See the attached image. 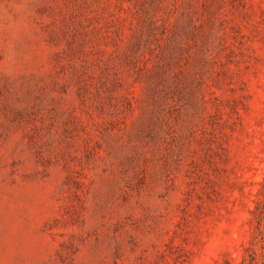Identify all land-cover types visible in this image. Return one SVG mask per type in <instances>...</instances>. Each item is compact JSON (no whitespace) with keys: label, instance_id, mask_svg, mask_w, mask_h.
<instances>
[{"label":"rangeland","instance_id":"obj_1","mask_svg":"<svg viewBox=\"0 0 264 264\" xmlns=\"http://www.w3.org/2000/svg\"><path fill=\"white\" fill-rule=\"evenodd\" d=\"M264 179V0H0V264H241Z\"/></svg>","mask_w":264,"mask_h":264},{"label":"trees","instance_id":"obj_2","mask_svg":"<svg viewBox=\"0 0 264 264\" xmlns=\"http://www.w3.org/2000/svg\"><path fill=\"white\" fill-rule=\"evenodd\" d=\"M253 215V238L241 264H264V179L260 183Z\"/></svg>","mask_w":264,"mask_h":264}]
</instances>
